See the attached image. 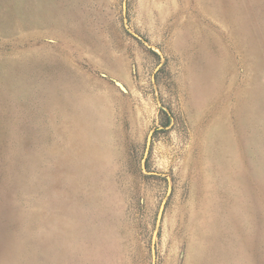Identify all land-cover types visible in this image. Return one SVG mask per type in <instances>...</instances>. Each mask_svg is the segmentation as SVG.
<instances>
[{"label":"rangeland","instance_id":"rangeland-1","mask_svg":"<svg viewBox=\"0 0 264 264\" xmlns=\"http://www.w3.org/2000/svg\"><path fill=\"white\" fill-rule=\"evenodd\" d=\"M0 264H264V0H0Z\"/></svg>","mask_w":264,"mask_h":264}]
</instances>
